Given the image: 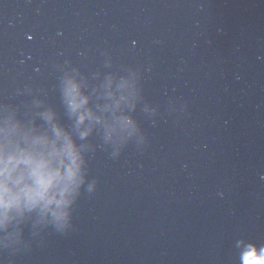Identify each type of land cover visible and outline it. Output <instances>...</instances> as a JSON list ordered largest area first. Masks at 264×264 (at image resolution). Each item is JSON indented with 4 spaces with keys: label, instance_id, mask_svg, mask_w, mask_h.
Wrapping results in <instances>:
<instances>
[{
    "label": "water",
    "instance_id": "obj_1",
    "mask_svg": "<svg viewBox=\"0 0 264 264\" xmlns=\"http://www.w3.org/2000/svg\"><path fill=\"white\" fill-rule=\"evenodd\" d=\"M5 117L63 129L83 182L14 211L0 264L264 260V0H0Z\"/></svg>",
    "mask_w": 264,
    "mask_h": 264
},
{
    "label": "clouds",
    "instance_id": "obj_2",
    "mask_svg": "<svg viewBox=\"0 0 264 264\" xmlns=\"http://www.w3.org/2000/svg\"><path fill=\"white\" fill-rule=\"evenodd\" d=\"M67 96L80 123L95 118L87 108L89 97L82 95L78 86L70 85ZM82 173L81 154L60 127H54L50 135L7 117L0 120V228L8 226L14 211L39 208L65 217L63 209L83 182Z\"/></svg>",
    "mask_w": 264,
    "mask_h": 264
}]
</instances>
